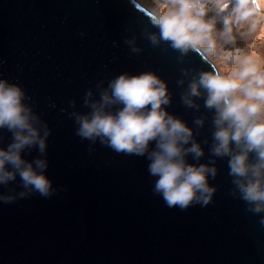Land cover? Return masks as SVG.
<instances>
[{
	"label": "water",
	"instance_id": "obj_1",
	"mask_svg": "<svg viewBox=\"0 0 264 264\" xmlns=\"http://www.w3.org/2000/svg\"><path fill=\"white\" fill-rule=\"evenodd\" d=\"M147 13L135 0H0V78L23 88L50 131L44 155L31 149L23 158L45 159L57 190L0 203V264H264V226L231 194L226 160L209 179L212 203L181 211L154 194L146 157L76 135L75 116L88 114L110 81L151 71L168 85L167 111L193 128L205 152L199 163L213 159L212 113L203 100L199 111L181 101L192 75L213 68L194 52L180 62L166 43L153 46L147 35L158 30ZM200 117L205 124L196 129ZM0 137L6 148L11 133ZM11 189L22 190L19 177L0 193Z\"/></svg>",
	"mask_w": 264,
	"mask_h": 264
},
{
	"label": "clouds",
	"instance_id": "obj_2",
	"mask_svg": "<svg viewBox=\"0 0 264 264\" xmlns=\"http://www.w3.org/2000/svg\"><path fill=\"white\" fill-rule=\"evenodd\" d=\"M146 7L149 23L158 30V34L147 35L153 46L166 43L180 54V62L194 52L213 68L192 75L181 93L185 107L199 111L197 100H203L204 108L212 113L209 154L213 159L199 163L205 152L195 140L193 128L167 111L172 99L168 85L151 71L121 74L101 92L99 102L87 105L86 101L90 112L75 116L76 135L92 143L99 141L118 154L146 157L148 172L156 178L154 194L161 196L168 208L181 211L212 203L216 189L209 185V179L217 176L216 161L226 160L231 194L245 203L247 212L259 216L258 222L264 226V63L245 54L240 46L221 45H236L237 36L245 41L253 38L264 21V3L151 0ZM225 63L235 67L224 73L216 65ZM181 75L188 76L189 70L181 69ZM177 85L183 87L185 80H178ZM30 99L20 85L0 78V130L11 133V142L0 147V186L19 177L22 188L0 193L3 204L33 194L44 198L57 194L45 175L46 160L23 158L31 149L43 156L50 135L47 125L25 103ZM205 119L193 120L196 129L204 127Z\"/></svg>",
	"mask_w": 264,
	"mask_h": 264
},
{
	"label": "rangeland",
	"instance_id": "obj_3",
	"mask_svg": "<svg viewBox=\"0 0 264 264\" xmlns=\"http://www.w3.org/2000/svg\"><path fill=\"white\" fill-rule=\"evenodd\" d=\"M135 1H137L146 10H148V7H146V5L150 4L151 2V0H135ZM261 2L264 3V0H261ZM209 15L213 16L215 15V13H210ZM216 27L219 30L221 28V24L218 22ZM262 34H264V21L261 22V26L258 27L255 36L253 38H249L248 41H245V39H243L242 37L237 36L236 45H223V42H221V45L223 47L240 46L244 49L245 54H250L254 57H257L261 60L262 63H264V42H262L261 39ZM220 66L224 73L231 71L232 68L235 67V65H232L230 63H225Z\"/></svg>",
	"mask_w": 264,
	"mask_h": 264
},
{
	"label": "snow or ice",
	"instance_id": "obj_4",
	"mask_svg": "<svg viewBox=\"0 0 264 264\" xmlns=\"http://www.w3.org/2000/svg\"><path fill=\"white\" fill-rule=\"evenodd\" d=\"M261 39H262V42H264V34H262Z\"/></svg>",
	"mask_w": 264,
	"mask_h": 264
}]
</instances>
